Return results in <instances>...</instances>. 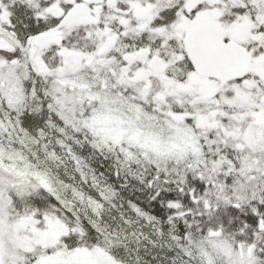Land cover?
I'll return each instance as SVG.
<instances>
[{"label": "snow or ice", "instance_id": "6c2138e0", "mask_svg": "<svg viewBox=\"0 0 264 264\" xmlns=\"http://www.w3.org/2000/svg\"><path fill=\"white\" fill-rule=\"evenodd\" d=\"M0 264H264V0H0Z\"/></svg>", "mask_w": 264, "mask_h": 264}]
</instances>
